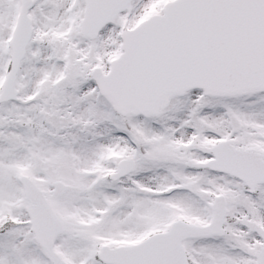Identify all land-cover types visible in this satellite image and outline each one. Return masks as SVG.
Here are the masks:
<instances>
[{
    "label": "snow or ice",
    "instance_id": "obj_1",
    "mask_svg": "<svg viewBox=\"0 0 264 264\" xmlns=\"http://www.w3.org/2000/svg\"><path fill=\"white\" fill-rule=\"evenodd\" d=\"M0 264H264V0H0Z\"/></svg>",
    "mask_w": 264,
    "mask_h": 264
}]
</instances>
